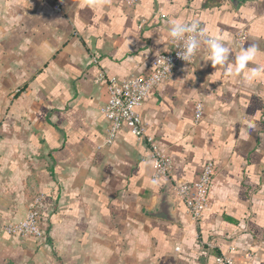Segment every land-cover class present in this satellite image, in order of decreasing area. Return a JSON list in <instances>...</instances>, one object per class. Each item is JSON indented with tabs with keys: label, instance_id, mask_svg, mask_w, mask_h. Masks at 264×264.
Returning <instances> with one entry per match:
<instances>
[{
	"label": "crops",
	"instance_id": "crops-1",
	"mask_svg": "<svg viewBox=\"0 0 264 264\" xmlns=\"http://www.w3.org/2000/svg\"><path fill=\"white\" fill-rule=\"evenodd\" d=\"M173 20L227 38L229 64L252 45L255 58L232 77L201 45L138 106L145 136L122 126L108 139L107 80L148 72ZM148 139L172 161L168 181L153 179ZM207 162L215 176L196 223L173 184L196 180ZM38 197L45 239L6 232ZM221 255L264 264V0H0V264Z\"/></svg>",
	"mask_w": 264,
	"mask_h": 264
},
{
	"label": "built area",
	"instance_id": "built-area-1",
	"mask_svg": "<svg viewBox=\"0 0 264 264\" xmlns=\"http://www.w3.org/2000/svg\"><path fill=\"white\" fill-rule=\"evenodd\" d=\"M134 1L129 0V3ZM244 36L245 32L239 33L237 39H243ZM178 51L180 49L175 47V43L170 40V46L163 51H159L152 58L151 69L148 72L132 74L122 80L116 78L107 80L108 100L101 107V111L108 123V139H111L122 126H127L130 132L139 138L145 136L146 128L137 111L138 106L159 84L172 79L177 72L183 71L185 66L192 64L197 55L196 53L193 60L188 63L177 55ZM193 116L196 122L202 117L200 104L196 106ZM148 140L155 164L153 179L159 180L162 178L168 181L171 177L172 161L169 156L158 148L155 142L151 139ZM214 176L215 166L212 162H207L202 167L196 180L173 184L176 199L184 204L186 211L196 223L202 221L207 209L210 187ZM40 202L41 197L35 198L28 206L26 218L22 222L5 225L4 230L11 234H18L21 239H33L40 243L41 240L45 239V231L41 226ZM217 263L235 264L233 257L230 255L218 256Z\"/></svg>",
	"mask_w": 264,
	"mask_h": 264
},
{
	"label": "clouds",
	"instance_id": "clouds-1",
	"mask_svg": "<svg viewBox=\"0 0 264 264\" xmlns=\"http://www.w3.org/2000/svg\"><path fill=\"white\" fill-rule=\"evenodd\" d=\"M168 37L175 43L180 51L177 55L184 61L190 63L201 45L206 46L208 57L206 61H210L213 67H226L225 75L239 77L245 72L250 61H253L257 52L255 45L240 51L235 57L232 64H229L231 48L230 41L225 37L211 36L209 37L201 28L198 20L185 22L182 20H173L168 28ZM163 42V41H161Z\"/></svg>",
	"mask_w": 264,
	"mask_h": 264
},
{
	"label": "water",
	"instance_id": "water-1",
	"mask_svg": "<svg viewBox=\"0 0 264 264\" xmlns=\"http://www.w3.org/2000/svg\"><path fill=\"white\" fill-rule=\"evenodd\" d=\"M156 215L162 216L164 218H169V216L165 212H158Z\"/></svg>",
	"mask_w": 264,
	"mask_h": 264
}]
</instances>
